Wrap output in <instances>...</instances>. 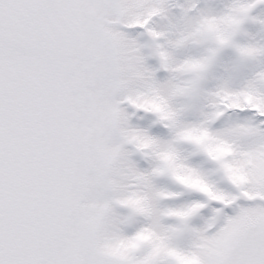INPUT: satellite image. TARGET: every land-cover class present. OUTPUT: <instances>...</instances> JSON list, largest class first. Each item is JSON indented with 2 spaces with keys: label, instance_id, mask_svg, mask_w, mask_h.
<instances>
[{
  "label": "rangeland",
  "instance_id": "1",
  "mask_svg": "<svg viewBox=\"0 0 264 264\" xmlns=\"http://www.w3.org/2000/svg\"><path fill=\"white\" fill-rule=\"evenodd\" d=\"M0 2V264H264V0Z\"/></svg>",
  "mask_w": 264,
  "mask_h": 264
},
{
  "label": "trees",
  "instance_id": "2",
  "mask_svg": "<svg viewBox=\"0 0 264 264\" xmlns=\"http://www.w3.org/2000/svg\"><path fill=\"white\" fill-rule=\"evenodd\" d=\"M9 2H12V4L9 5H13L11 6L13 9L12 11L16 13L17 16H20L21 13H23V11H20L21 8H19V6L17 5L18 2L17 0H8ZM1 5H4L5 3L0 2Z\"/></svg>",
  "mask_w": 264,
  "mask_h": 264
},
{
  "label": "flooded vegetation",
  "instance_id": "3",
  "mask_svg": "<svg viewBox=\"0 0 264 264\" xmlns=\"http://www.w3.org/2000/svg\"><path fill=\"white\" fill-rule=\"evenodd\" d=\"M21 217L22 218H20L18 221L16 219V222H18V224H20L21 226H24L28 222V216L22 215ZM32 221L35 222V218L34 217L32 218ZM63 252H65V253H63V255H66L67 254V252L65 250H63Z\"/></svg>",
  "mask_w": 264,
  "mask_h": 264
},
{
  "label": "water",
  "instance_id": "4",
  "mask_svg": "<svg viewBox=\"0 0 264 264\" xmlns=\"http://www.w3.org/2000/svg\"><path fill=\"white\" fill-rule=\"evenodd\" d=\"M11 221H12V220H10V219H9V220H6V221L3 222V225H5L6 222L9 223V222H11Z\"/></svg>",
  "mask_w": 264,
  "mask_h": 264
}]
</instances>
